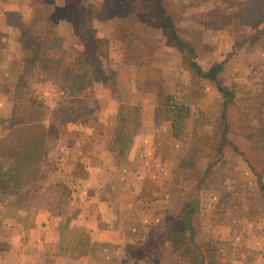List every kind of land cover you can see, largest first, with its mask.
I'll return each mask as SVG.
<instances>
[{"label":"rangeland","instance_id":"374dc122","mask_svg":"<svg viewBox=\"0 0 264 264\" xmlns=\"http://www.w3.org/2000/svg\"><path fill=\"white\" fill-rule=\"evenodd\" d=\"M160 1L191 50L157 0H0V264H264V0ZM217 83L234 92L224 118ZM97 92L133 121L146 102L173 122L135 150L149 166L113 161L163 177L136 178L109 220L96 171L83 183L100 164L84 158L91 134L103 155L112 135L90 131L105 121Z\"/></svg>","mask_w":264,"mask_h":264},{"label":"crops","instance_id":"0c3cea01","mask_svg":"<svg viewBox=\"0 0 264 264\" xmlns=\"http://www.w3.org/2000/svg\"><path fill=\"white\" fill-rule=\"evenodd\" d=\"M157 80L158 79H156V77L153 76V78L150 79L149 82L153 83L154 81ZM133 89H135V92H138L139 95H141V90H143L142 88L140 89V86L138 85L137 86L135 85ZM96 98L98 103L101 102L102 106L101 105L99 106L100 112L101 115H105V121L99 120V123L96 124V127H91L90 131L94 130L95 132L96 130H102L101 129L102 127H108L109 129H111L112 135L107 134V136H109L110 138L108 142L110 143L109 150L105 149L107 153L111 152V155H107V153L103 155L102 151L96 150L98 144L90 140L92 139L93 136V133L92 134L90 133L91 138H89V143L91 145V148L90 146H88L89 145L88 142H86V144H82V146L84 147V149L90 148L91 152L90 150H88L87 154L84 153V158L87 160L89 156L92 157L91 154L93 153H95V155L98 154L100 156V160H99L100 164L96 163V165H94L92 163L91 164L85 163L84 169L87 172V176L85 177L83 183L85 184L88 178L91 177L90 172L91 171L93 172V170H95L96 171L95 174L96 176H98V178L96 180V184L93 185V188H95V192L97 193L100 192L101 195H104L103 197H100L98 199V204H99L98 209L100 210L99 212H101V216L97 215V217L98 216L99 218L102 217V220L103 219L109 220V219L119 218L120 215L117 212L120 211V209L126 205L124 203L122 204L117 203L118 201L117 199L119 196L118 194L124 193L125 195L130 197V193L139 194V192H141L142 189L140 190L137 189L136 187L138 186V182L136 181V178L140 179V178H144L145 176L155 177V178L163 177V172H159V171H157L156 173L152 171L149 175H146L145 171L144 173L136 174L138 171L136 172L135 168L131 170H127L126 168H123L120 170V168H117V166H115V168L113 167V161L114 160L124 161L127 162L128 165H134V164L136 165L137 162H139L140 166L138 168L141 170L143 163L144 162L147 163V162L145 160L144 154L140 152L139 155L137 156L135 150L138 147L139 149L141 148L144 149L148 143L156 144V142H158L159 145V143L161 142L158 140L155 141V133H158L162 128H166L168 126L167 124H169L170 127L171 126L173 127V122L171 125V122L165 121L167 119L169 120V117L163 116L161 109H159L156 103L147 104L146 102H141V106H140L141 111L138 113V115L140 114V118L133 121L134 112L131 113L129 109L128 111L122 109L121 105L123 104V101L121 102L120 98H116L114 97V95L113 96L107 95L104 97L99 92H97ZM131 103L135 104V102L133 101ZM125 113H128L129 115L127 116L126 119H122V116H124ZM120 117H121V122H120ZM88 127L89 126H87V128ZM123 129L131 130L132 140L131 141L126 140L123 144L118 145L117 135H119L120 133L121 135H123V133L121 132V130ZM173 130L174 129L171 128V132H173ZM125 136H130V133L127 132ZM118 147H120V149L122 150H117ZM125 147H127L126 151H125L126 149ZM84 151L86 152V150ZM147 166H149V163H147ZM147 166H145L143 170L150 171L148 169H151V167H147ZM133 179H135L134 183H132L131 181ZM132 208L138 210L136 204ZM129 212L126 213L124 217H122L119 224L123 222V218L126 219L128 223L132 220H136L134 217L132 218L133 214ZM108 227H116V225H109ZM94 240L95 242L97 241V243H99L102 247L103 252L99 251V254H101L104 258L105 257L110 258L112 254L111 251H113L112 249H114V247L116 246L113 237L108 233H104L100 235L99 240H96V237L94 238ZM123 242H125L124 239Z\"/></svg>","mask_w":264,"mask_h":264},{"label":"trees","instance_id":"16d2710c","mask_svg":"<svg viewBox=\"0 0 264 264\" xmlns=\"http://www.w3.org/2000/svg\"><path fill=\"white\" fill-rule=\"evenodd\" d=\"M251 3H254V0L244 1L243 4H244L245 6H243V7L245 8L247 5H250ZM247 7H248V6H247ZM157 8H158V10H159V12H160V16H161V18L164 19V21L167 23V25H168V30H169V32L171 33L174 42L177 43V44H179V45L182 46V47H185V46H186V47H188V48L191 50V48H190L188 45H186V43H185L184 41H182L181 39L178 38V35L176 34V32H175V30H174V28H173V26H172V23H171V21H170V19H169V16L166 15L167 13L165 12V8H164V6L162 5V3H161L160 0H157ZM243 10H244V9H243ZM191 58H192V57H191ZM191 64L196 65L197 68H198V71L201 70V69L199 68V66L196 64L195 61H191ZM205 76H207V77H209L210 79H213V80L216 79V74H214V73H207ZM217 89H218V91L224 96L223 110H222V114H221L222 118H224V117L226 116V115H225V114H226L225 108H226L227 104H228L231 100H233V98H234V92L231 91L227 86L221 85L220 83H217ZM14 121H15V124L30 123V121H24V120H20V121H18V120H14ZM239 153H240V154H243V152H241V151H239ZM246 158H247V157H246ZM245 160H246V159H245ZM247 160L249 161V159H247ZM249 166H250V168H251L253 171H255V174L259 177V176H260V173L256 172V170H255V166L252 165L251 163H250ZM1 177H2V176L0 175V179H1V181H2V178H1Z\"/></svg>","mask_w":264,"mask_h":264}]
</instances>
